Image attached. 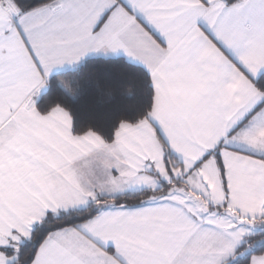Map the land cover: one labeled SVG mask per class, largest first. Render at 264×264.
I'll return each instance as SVG.
<instances>
[{"label":"snow or ice","instance_id":"obj_1","mask_svg":"<svg viewBox=\"0 0 264 264\" xmlns=\"http://www.w3.org/2000/svg\"><path fill=\"white\" fill-rule=\"evenodd\" d=\"M0 264H264V0H0Z\"/></svg>","mask_w":264,"mask_h":264}]
</instances>
